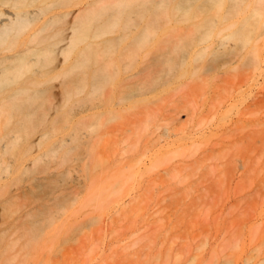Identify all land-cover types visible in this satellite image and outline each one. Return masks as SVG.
<instances>
[{"label":"rangeland","instance_id":"obj_1","mask_svg":"<svg viewBox=\"0 0 264 264\" xmlns=\"http://www.w3.org/2000/svg\"><path fill=\"white\" fill-rule=\"evenodd\" d=\"M83 1L71 0L68 9L78 10ZM199 4L184 12L170 7L162 22L170 21L167 17L181 24L186 19L216 23L238 19L246 25L243 36L229 31L225 44L209 54L214 66L227 63L232 83L217 85L215 67L196 85V96L189 90L197 101L206 99L204 93L211 94L205 106L214 112L189 122L183 117L180 126L163 114V103L142 101L184 67L183 55L172 50L182 45V37L172 36L154 54L158 63L147 82L114 95L113 111L96 128L88 118L75 131L68 165L82 184L80 195L41 216L35 233L19 222L26 201L13 202L10 264H264V0L245 14L230 2L204 4L203 10L197 9ZM244 5L241 1L239 8ZM217 31L216 26L204 29L199 42L207 44ZM150 32L154 39L160 35L154 27ZM170 56L171 65L162 59ZM189 91L174 88L169 104ZM124 106L130 111L121 112ZM80 109L76 106L69 113ZM222 113L231 133L208 134L156 155L160 145L182 132H209ZM135 114L139 122L131 124ZM73 122L68 116L59 124L61 132ZM117 125L121 127L113 134ZM94 130L112 131L99 163L89 160L88 140ZM246 131H253L256 139L253 163H246L243 149L234 144ZM122 157L130 163H115ZM10 163L15 162L10 158ZM87 181H95L91 192L85 188Z\"/></svg>","mask_w":264,"mask_h":264},{"label":"bare ground","instance_id":"obj_2","mask_svg":"<svg viewBox=\"0 0 264 264\" xmlns=\"http://www.w3.org/2000/svg\"><path fill=\"white\" fill-rule=\"evenodd\" d=\"M31 1L0 0V264H10L13 202L26 201L19 222L35 233L41 216L66 207L80 195L78 186L82 184L76 170L68 165L75 131L88 118L96 128L113 111L110 99L114 95L147 82L158 63L154 54L172 36L182 37V45L172 50L183 55L184 67L142 101L163 103V114L180 126L184 125L183 117L189 122L214 112L206 111L209 108L205 106L211 94H203L206 101L198 96L196 100V85L216 67L209 59L210 52L225 44L229 31L232 36H243L246 25L238 19L218 23L186 19L181 24V20L167 17L171 22H162L170 7L184 12L198 3L197 9L203 10L204 4L226 6L230 2L245 14L261 0H117L110 4L107 0H84L78 10L68 9L71 0H34L37 5H30ZM241 1L243 9L239 8ZM212 26L217 27V33L207 38V44L199 42L203 30ZM153 27L160 30L156 39L151 36ZM172 56L162 59L171 65ZM216 69L213 77L218 79L217 85L232 83L227 63ZM174 88L188 89L195 96L189 91L171 105ZM84 102L90 105H81ZM196 102H203L197 104L202 109ZM76 106L81 107L77 114L69 113ZM128 108L120 111L127 113ZM220 115L209 132H182L160 145L156 155L200 141L208 134L231 133L233 129L226 125L223 113ZM68 116H73L74 122L62 133L59 124ZM138 119L135 114L131 124H137ZM120 127L113 128V134ZM250 132L254 133L246 131L234 143L243 149L246 163H253L256 142ZM111 135V130H94L88 140L90 163L100 162ZM217 146L218 142L213 148ZM10 158L15 163H10ZM115 163L130 160L122 157ZM94 184L85 182L86 190L91 192ZM12 185L15 187L10 188Z\"/></svg>","mask_w":264,"mask_h":264}]
</instances>
